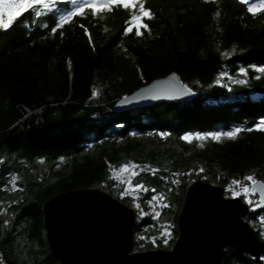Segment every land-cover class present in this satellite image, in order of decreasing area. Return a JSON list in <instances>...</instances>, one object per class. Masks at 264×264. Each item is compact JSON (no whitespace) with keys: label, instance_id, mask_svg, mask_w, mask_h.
Returning <instances> with one entry per match:
<instances>
[{"label":"trees","instance_id":"16d2710c","mask_svg":"<svg viewBox=\"0 0 264 264\" xmlns=\"http://www.w3.org/2000/svg\"><path fill=\"white\" fill-rule=\"evenodd\" d=\"M48 3L0 29V260L61 264L42 213V203L60 191L102 188L142 206L162 194L156 219L136 216L132 250H142L172 245L192 180L227 192L235 180L249 183L248 175L264 181V131L257 128L264 123V13H248L239 0H146L151 31L138 37L124 34L130 12L122 7L86 13L53 32L80 0ZM170 72L192 89L190 98L114 110L117 99ZM237 128L243 131L235 139L182 138ZM125 163L145 169L133 184L156 192L122 195L124 178L113 169ZM260 214L264 204L243 218L256 225ZM164 222L171 226L166 243L135 239ZM216 264L264 262L226 245Z\"/></svg>","mask_w":264,"mask_h":264},{"label":"water","instance_id":"95a60500","mask_svg":"<svg viewBox=\"0 0 264 264\" xmlns=\"http://www.w3.org/2000/svg\"><path fill=\"white\" fill-rule=\"evenodd\" d=\"M192 95V89L170 72L117 99L114 110ZM256 180L261 183L254 194L263 204L264 181ZM224 191L219 184L192 180L177 213L172 245L142 250H132L133 207L102 188L60 191L42 203L45 238L61 264H216L226 245L261 261L264 240L243 218L249 212L248 203Z\"/></svg>","mask_w":264,"mask_h":264},{"label":"snow or ice","instance_id":"6c2138e0","mask_svg":"<svg viewBox=\"0 0 264 264\" xmlns=\"http://www.w3.org/2000/svg\"><path fill=\"white\" fill-rule=\"evenodd\" d=\"M55 0H53V3ZM240 3L246 5V11L253 15L257 13H264V0H258V2H253V0H239ZM73 3H76V0H73ZM38 6H43V8L48 9L49 3L48 0H0V29H9L12 27L13 23L17 21V19L28 12L29 10L35 11ZM124 10H128L130 12V18L125 21V27L123 29L124 34L128 35L134 32L136 36H143V30H147L150 33L149 24L145 22V20H151L154 17V13L148 7H146V0H80L79 4L71 10L64 14H61L56 22V26L52 28L53 32H56L58 29L63 28L69 22L73 20L75 17H83L86 13H90L91 15L99 16L105 11H112L114 8H121ZM39 14V12H37ZM219 15V12L216 14ZM89 39L91 40V36L89 34ZM260 72L264 73V68L259 69ZM95 94V93H94ZM258 130L264 131V123L257 126ZM243 131L240 128L235 129L234 131L227 133H211L207 136L196 135L195 137L191 135H185L182 137L185 141H191L193 139L196 140H206L211 137L212 140L219 141L222 137H228L229 139H235L237 135ZM161 135H167L166 133H161ZM139 169V170H138ZM115 173L119 174H128L129 178L122 180V183L128 185V187L124 190L122 195L128 196L131 193H139L143 192H156V189L148 188L143 183H132V179L134 177H138L142 171H145L144 168H141L136 164L125 163L120 166L118 169H113ZM158 170L151 169L152 175H155ZM200 171H203L201 169ZM115 179H119V175L114 176ZM246 181H249L250 184H244L239 180L233 181V189L232 194L235 197L240 196H250L258 191L256 187L260 181H257L253 175H248L245 177ZM16 178H12L13 188H15ZM236 186L239 187V190H236ZM162 194H157L152 196L149 203L154 201H160L162 199ZM249 204H252L253 201L248 199ZM166 207L167 205H161ZM259 206V205H257ZM139 207V205H137ZM158 215V214H157ZM167 241L165 240V243Z\"/></svg>","mask_w":264,"mask_h":264},{"label":"rangeland","instance_id":"374dc122","mask_svg":"<svg viewBox=\"0 0 264 264\" xmlns=\"http://www.w3.org/2000/svg\"><path fill=\"white\" fill-rule=\"evenodd\" d=\"M241 71H243V69H241ZM223 75H226L227 76V74H223ZM228 79H232V78L229 77ZM233 80H237V79H233ZM185 135H191L193 137H195L196 135L206 136V134H203V133H186V134L183 135V137ZM136 136L140 137L139 135H136ZM122 141L123 140H119V143H122ZM119 175H120L121 178L123 177L124 179L129 178L128 174H119ZM122 184H123V188L125 190L128 187V185L125 184V183H122ZM246 184H250V182L249 183H246ZM15 186H17V185H15ZM10 187L13 188V184H11ZM232 189L233 188H229L228 189L229 190L228 192L225 189L226 192L224 191V195H226V196H234L232 194ZM236 190H239V187H236ZM155 195H157V194H155ZM135 197H137V196L134 195L133 198H135ZM241 197H242V199L245 202H247L248 199H251L253 201L252 204H249L247 202L248 203V206H249V209L255 210V209L259 208L260 203H259L258 197H256L255 195L251 194L250 196H247V197L246 196H241ZM150 200L151 199H148L145 202V206H142L140 204L139 207H137V205H138L139 202H138L137 199L136 200L134 199L133 202L131 204H129V206L133 207L136 210V213H137L136 216L138 218H141V217H144V216L145 217L148 216L151 219H156L159 216V211H160L159 210V206L161 204V200L162 199L160 201H154L152 203H149ZM257 205H259V206H257ZM256 216H257V219H256L257 224L256 225H254L250 220H248V222L254 228V231L255 232L258 231L259 235H261V236L257 235L258 239L259 240H264V237H262L263 234H264V214L263 215L260 214V215H256ZM152 228H154V227H149V225L148 226H145L142 231H140L139 233H137L134 236L135 239L144 240L145 238L149 237V239L151 241H154V239L156 237V238H158L160 240H163V242H164L166 239H168L171 236V226H170L169 223H165V222L164 223H161L159 225V227H158L157 230H154L151 233H147V230L148 229H152ZM162 248H168V247H162ZM260 257L262 258L261 262L263 263L264 262V255L261 254Z\"/></svg>","mask_w":264,"mask_h":264},{"label":"built area","instance_id":"2783aa9c","mask_svg":"<svg viewBox=\"0 0 264 264\" xmlns=\"http://www.w3.org/2000/svg\"><path fill=\"white\" fill-rule=\"evenodd\" d=\"M0 264H8V263L4 260H0Z\"/></svg>","mask_w":264,"mask_h":264},{"label":"flooded vegetation","instance_id":"af4514ba","mask_svg":"<svg viewBox=\"0 0 264 264\" xmlns=\"http://www.w3.org/2000/svg\"><path fill=\"white\" fill-rule=\"evenodd\" d=\"M253 195H255L256 197H258L257 194H253ZM263 204H264V203H263ZM263 204H260V205H263Z\"/></svg>","mask_w":264,"mask_h":264}]
</instances>
